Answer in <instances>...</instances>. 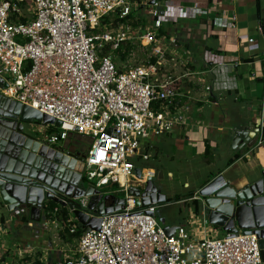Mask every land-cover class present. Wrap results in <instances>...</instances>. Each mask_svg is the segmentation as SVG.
<instances>
[{
    "label": "built area",
    "instance_id": "1",
    "mask_svg": "<svg viewBox=\"0 0 264 264\" xmlns=\"http://www.w3.org/2000/svg\"><path fill=\"white\" fill-rule=\"evenodd\" d=\"M138 16L147 22L114 30V21ZM201 17L208 13L197 4L175 0H0V77L8 85L2 94L61 123L57 132H44L43 143L58 146L72 133L92 139L85 177L104 194L126 200L121 211L98 217L99 230L85 231L77 249L56 264H264L256 235L200 239L186 228L171 235L157 220V205L137 208L127 194L137 180L133 159L144 143L186 124L190 110L178 106L179 79L166 71L174 60L159 31ZM128 46L149 51L144 65L115 63V53ZM223 62L206 54V65L224 75ZM234 81L216 79L206 94L235 90ZM262 144L260 126L254 149ZM153 176L137 181L145 184ZM107 186H118L117 193L103 191ZM67 223L71 234L81 225L72 211ZM67 223L47 220L46 226L61 232Z\"/></svg>",
    "mask_w": 264,
    "mask_h": 264
},
{
    "label": "crops",
    "instance_id": "2",
    "mask_svg": "<svg viewBox=\"0 0 264 264\" xmlns=\"http://www.w3.org/2000/svg\"><path fill=\"white\" fill-rule=\"evenodd\" d=\"M175 1L197 4L208 13V17L199 20L165 26L174 44L176 37L179 40L175 44L174 61L166 71L179 79L178 106L190 107L188 120L172 133L146 141L135 164L141 177L154 175L152 181L166 198L161 206H178V215L169 214L165 218L157 215L169 234L186 228L196 238L222 239L227 233L210 224L199 207L200 199L193 200V197L219 175L242 188L253 183L264 169V144L254 149L260 126L264 133V0ZM181 29L184 34L180 33ZM207 53L222 56L225 76L218 67L206 65ZM223 77L234 78L237 88L206 94L205 87ZM50 127L39 126V132L48 133ZM240 131L247 134L234 145L235 133ZM73 136L72 133L70 137ZM71 138L59 145L73 154H86L92 139L80 136L79 142H70ZM239 154L240 158L235 159ZM175 178L179 182L177 187L168 180ZM137 184L140 182L134 180L131 186ZM191 193L193 197L188 198ZM177 196L181 197L180 201H170ZM158 209L159 204L157 212ZM0 215L7 218V227H17L21 224L20 216H29V211H9L0 199ZM44 215L43 211L40 225L46 227ZM203 220L208 221L206 227ZM34 224L31 222L25 228H32ZM29 230L25 234L31 236ZM39 234L42 237L44 230ZM45 250L50 256L46 264H56L69 255L57 248Z\"/></svg>",
    "mask_w": 264,
    "mask_h": 264
},
{
    "label": "water",
    "instance_id": "3",
    "mask_svg": "<svg viewBox=\"0 0 264 264\" xmlns=\"http://www.w3.org/2000/svg\"><path fill=\"white\" fill-rule=\"evenodd\" d=\"M7 86L0 77V90ZM26 124L56 129L61 126L54 118L0 93V199L9 211L27 210L31 222L40 223L46 202H54L72 211L82 226L99 230L98 217L123 209L125 198L104 194L86 182V154H73L43 143V139L26 133ZM246 134L236 132L234 145ZM136 177L141 179L139 170ZM127 194L135 198L137 208L166 201L152 178L145 184L131 186ZM198 195L199 207L210 224L227 234L256 235L264 261V169L253 183L242 188L219 175ZM83 199L87 200L86 205L81 204ZM110 200L114 204L107 207Z\"/></svg>",
    "mask_w": 264,
    "mask_h": 264
},
{
    "label": "rangeland",
    "instance_id": "4",
    "mask_svg": "<svg viewBox=\"0 0 264 264\" xmlns=\"http://www.w3.org/2000/svg\"><path fill=\"white\" fill-rule=\"evenodd\" d=\"M178 25V24H177ZM117 28L115 26L114 30ZM117 30V29H116ZM180 33L184 34V30H179ZM173 38L169 40L165 39L166 47H169L168 57L173 59V55L176 56L175 44L179 43L177 37L175 38L176 43L172 42ZM181 46L184 44L181 43ZM149 57V51L140 46H136L134 50L131 51V55L125 63H120L122 66L125 64L126 68H132L144 65ZM182 59V58H181ZM26 133L35 138L42 139L44 134L39 132L40 124L30 125L26 124ZM73 136L70 142L78 141L80 135L73 133ZM60 148L61 145H59ZM137 162L136 159H133ZM155 161V159L151 160ZM173 187H177L179 185L178 179H168ZM157 182V178H156ZM94 183V182H93ZM117 186L112 187H103V191H111L117 193ZM120 197H123V194H119ZM163 204V203H162ZM159 204L158 215L160 218L168 217L169 214L178 215V206H161ZM3 215H0V264H46L48 260V252L45 248H54L56 250L59 249L62 253H71L72 251L77 249L78 242L76 241L73 244L64 243L63 239L60 235V230L56 228L54 225L49 226H41L40 223H35L32 228H25V226L19 224L17 227H7L2 220H5ZM17 223V222H16ZM15 223V224H16ZM2 224V226H1ZM31 232V236L25 234L26 231ZM44 230V235L39 236V231ZM26 235V236H25ZM46 241V242H45ZM41 247L43 249H41ZM65 251V252H64ZM57 252V251H56ZM50 254V253H49ZM56 254V253H53ZM58 255V253H57Z\"/></svg>",
    "mask_w": 264,
    "mask_h": 264
},
{
    "label": "trees",
    "instance_id": "5",
    "mask_svg": "<svg viewBox=\"0 0 264 264\" xmlns=\"http://www.w3.org/2000/svg\"><path fill=\"white\" fill-rule=\"evenodd\" d=\"M146 22H147V20L142 18L141 16H138V18L129 17L128 19H124L122 21H119V20L114 21L113 28H115V26H117V28H118L119 24H130L133 27H137L140 24L141 25L145 24ZM262 22L264 24V20H262ZM165 26L170 27V26H173V24H166ZM165 26L159 32H160L161 35L165 36L169 40L171 38L169 36V32L170 31ZM135 48H136V46H128L125 53H122L121 50L117 51L115 53V55H114L115 63L118 64V66H120L121 65L120 63H122V62L125 63L128 60V58L130 57L131 51L134 50ZM151 60L153 62H156L157 58L153 57ZM57 131L58 130L56 128L50 127V130L48 131V133L52 134V133H55ZM208 151H209V148L207 146V151H206L207 154H208ZM240 155L241 154H239L235 159L240 158ZM235 159L229 161L228 164H232ZM85 179H86V182H88L89 184L92 183L93 185H96V182H94V183L93 182H89L87 177H85ZM117 188H118V186H117ZM192 197H193V193L188 195V198H192ZM180 199H181V197L177 196L173 200H170V201L171 202L172 201L173 202H178V201H180ZM55 209H58V212H57L56 216H52L51 214L55 211ZM44 212H45V215H44L43 218H45L46 221L47 220H55V219H57L59 221V223H63V222L67 223L68 220L70 219V211L67 208H64V207H62V206H60V205H58V204H56L54 202L47 203L46 206L44 207ZM19 219H20L21 225H23V226L31 223L30 217L27 216V215H21ZM2 221L5 224V220H2ZM69 230H70L69 229V223H67V227L65 228L64 231L60 232V235H61V238L63 239L64 243L73 244L76 241L77 242L79 241L81 236L84 234L85 231L88 230V228L84 227L82 225H78L75 234H71Z\"/></svg>",
    "mask_w": 264,
    "mask_h": 264
},
{
    "label": "flooded vegetation",
    "instance_id": "6",
    "mask_svg": "<svg viewBox=\"0 0 264 264\" xmlns=\"http://www.w3.org/2000/svg\"><path fill=\"white\" fill-rule=\"evenodd\" d=\"M116 197H120L119 195L116 196ZM121 198V197H120ZM112 204H114V200H110L108 203H107V207H110L112 206Z\"/></svg>",
    "mask_w": 264,
    "mask_h": 264
},
{
    "label": "bare ground",
    "instance_id": "7",
    "mask_svg": "<svg viewBox=\"0 0 264 264\" xmlns=\"http://www.w3.org/2000/svg\"><path fill=\"white\" fill-rule=\"evenodd\" d=\"M1 93H3V90H0Z\"/></svg>",
    "mask_w": 264,
    "mask_h": 264
}]
</instances>
